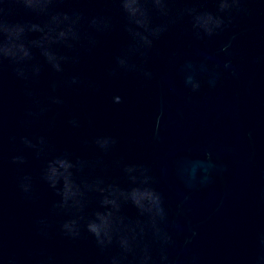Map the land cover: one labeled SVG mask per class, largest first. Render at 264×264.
Masks as SVG:
<instances>
[{
    "label": "water",
    "instance_id": "obj_1",
    "mask_svg": "<svg viewBox=\"0 0 264 264\" xmlns=\"http://www.w3.org/2000/svg\"><path fill=\"white\" fill-rule=\"evenodd\" d=\"M0 264H264V0H0Z\"/></svg>",
    "mask_w": 264,
    "mask_h": 264
},
{
    "label": "clouds",
    "instance_id": "obj_2",
    "mask_svg": "<svg viewBox=\"0 0 264 264\" xmlns=\"http://www.w3.org/2000/svg\"><path fill=\"white\" fill-rule=\"evenodd\" d=\"M127 7V5L125 6ZM229 7L228 3H222L220 4V9L224 10L227 9ZM204 20V16H198L197 20ZM208 20L211 19V15L209 14L207 17ZM201 27H203L205 29V31H208L209 33H211V30L208 28L207 26V20H204V24L200 25ZM59 165L61 168L64 169L63 172L59 171V169H57L55 166H51V172L53 174L54 177H56V179L53 181L52 186L56 187V185L60 182L61 178L63 179L64 182V187H63V197H64V202L67 203L68 199H69V194L72 190V185H73V181L70 179L71 177V173L68 172L67 175H65V173L68 171V168L71 166L70 164H65V162L63 161H58Z\"/></svg>",
    "mask_w": 264,
    "mask_h": 264
}]
</instances>
